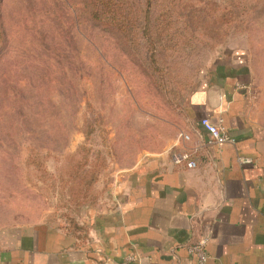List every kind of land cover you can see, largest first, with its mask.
<instances>
[{"label": "rangeland", "instance_id": "obj_1", "mask_svg": "<svg viewBox=\"0 0 264 264\" xmlns=\"http://www.w3.org/2000/svg\"><path fill=\"white\" fill-rule=\"evenodd\" d=\"M0 38V233L86 231L117 207L172 161L184 101L227 46L243 45L264 104V0H0Z\"/></svg>", "mask_w": 264, "mask_h": 264}, {"label": "crops", "instance_id": "obj_2", "mask_svg": "<svg viewBox=\"0 0 264 264\" xmlns=\"http://www.w3.org/2000/svg\"><path fill=\"white\" fill-rule=\"evenodd\" d=\"M243 45L207 64L184 101L180 131L202 146L193 168L161 160L147 166L118 206L88 219L77 238L54 224L0 233V264H196L187 245L206 238V264H264V104L252 96ZM202 117L232 141L208 142ZM190 148L191 142L183 144ZM246 159V160H245Z\"/></svg>", "mask_w": 264, "mask_h": 264}, {"label": "built area", "instance_id": "obj_3", "mask_svg": "<svg viewBox=\"0 0 264 264\" xmlns=\"http://www.w3.org/2000/svg\"><path fill=\"white\" fill-rule=\"evenodd\" d=\"M199 124L208 133V142L220 144L223 142L232 141L227 131L217 125L213 124L208 118L202 117L199 120ZM191 142L190 148H186L183 144ZM178 149L171 154V160L175 165L184 164L187 168H193L196 166L195 160L192 158L191 151L198 149L202 146V141L200 139L192 140L188 133L180 131L176 137V144ZM246 160V159H245ZM207 243L206 238H201L196 243L186 246V249L190 255L196 257V264H206L208 256L205 252V245ZM132 257L128 256L124 260L118 262L117 264H130Z\"/></svg>", "mask_w": 264, "mask_h": 264}, {"label": "trees", "instance_id": "obj_4", "mask_svg": "<svg viewBox=\"0 0 264 264\" xmlns=\"http://www.w3.org/2000/svg\"><path fill=\"white\" fill-rule=\"evenodd\" d=\"M113 1H115V0H113ZM147 6H149L148 1H147ZM148 8L149 7H147V12H148ZM91 16L92 17H98V18H100V20H102V18H104L106 23L111 24V25H115V27L123 25V24L125 25L124 18L128 17L126 15V13L117 12L116 10L109 11V12H98V10H97V12H96V8L94 9V12L91 13ZM0 41H1V38H0ZM63 229L72 233L77 238H82L86 234L85 233L86 231L85 230L83 231L82 229L81 230L80 229H72V228H63Z\"/></svg>", "mask_w": 264, "mask_h": 264}]
</instances>
